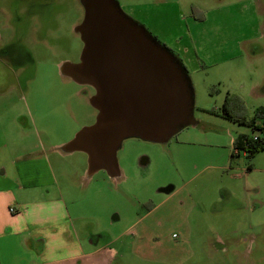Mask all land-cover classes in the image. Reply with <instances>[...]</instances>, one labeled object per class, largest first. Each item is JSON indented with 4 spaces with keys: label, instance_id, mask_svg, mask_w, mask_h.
<instances>
[{
    "label": "rangeland",
    "instance_id": "1",
    "mask_svg": "<svg viewBox=\"0 0 264 264\" xmlns=\"http://www.w3.org/2000/svg\"><path fill=\"white\" fill-rule=\"evenodd\" d=\"M116 2L181 60L197 123L166 143L123 140L119 176L100 170L82 182L78 162L86 155L56 149L96 115L88 103L92 88L58 70L63 61L76 62L82 47L72 27L83 8L70 0L52 12L50 43L33 29L26 36L34 59L27 89L0 93V169L44 175V158L53 170L59 161L49 195L63 199L77 225L99 233L110 264H249L232 243L264 235V150L235 154L237 135L253 130L225 118L221 105L228 93L230 112L247 119L264 106V0ZM218 240L224 252L213 248Z\"/></svg>",
    "mask_w": 264,
    "mask_h": 264
},
{
    "label": "water",
    "instance_id": "2",
    "mask_svg": "<svg viewBox=\"0 0 264 264\" xmlns=\"http://www.w3.org/2000/svg\"><path fill=\"white\" fill-rule=\"evenodd\" d=\"M74 30L82 49L78 61H63L59 73L94 92L88 103L94 121L56 147L86 155V173L119 176L117 150L123 140L166 143L194 125L193 90L178 57L125 14L116 0H79Z\"/></svg>",
    "mask_w": 264,
    "mask_h": 264
},
{
    "label": "crops",
    "instance_id": "3",
    "mask_svg": "<svg viewBox=\"0 0 264 264\" xmlns=\"http://www.w3.org/2000/svg\"><path fill=\"white\" fill-rule=\"evenodd\" d=\"M44 162V175L27 167L0 169V264H22L20 252L23 264H108L111 254L101 253L107 247L95 240L99 233L77 225L63 199L49 195L61 175L60 162L55 161L54 170L45 158ZM78 163L81 181L88 184L87 163ZM41 186L46 195L39 192Z\"/></svg>",
    "mask_w": 264,
    "mask_h": 264
},
{
    "label": "flooded vegetation",
    "instance_id": "4",
    "mask_svg": "<svg viewBox=\"0 0 264 264\" xmlns=\"http://www.w3.org/2000/svg\"><path fill=\"white\" fill-rule=\"evenodd\" d=\"M68 3L70 0H0V93L27 89V83L33 76L34 59L25 43L26 36L29 30L33 29L38 41L46 43L48 40L50 43L52 27L49 22L53 17L52 12L59 6L62 7L61 11L64 10ZM74 27L75 25L72 27L73 32L79 36ZM93 92L92 88V94ZM147 161L145 155L140 157V162ZM232 246L234 253L246 259L249 264L261 263L264 260L263 234L249 238L241 237L233 242ZM213 248L223 252L226 250L220 240L213 242ZM110 262L111 259L108 264Z\"/></svg>",
    "mask_w": 264,
    "mask_h": 264
},
{
    "label": "trees",
    "instance_id": "5",
    "mask_svg": "<svg viewBox=\"0 0 264 264\" xmlns=\"http://www.w3.org/2000/svg\"><path fill=\"white\" fill-rule=\"evenodd\" d=\"M153 37L157 40L155 36ZM165 47L170 50L167 46ZM178 61L180 62L183 70L187 73L186 68L179 58ZM228 96L229 94L227 93L221 105L222 115L229 120L248 126L253 130V133L251 135L239 133L233 141V150L235 151V154H239V151L241 150L247 157H252L257 151L264 150V106H258V108L255 109L254 115L249 119L243 116L238 117L230 112L228 106ZM232 105L234 104H231L230 106ZM232 154H234V152Z\"/></svg>",
    "mask_w": 264,
    "mask_h": 264
},
{
    "label": "built area",
    "instance_id": "6",
    "mask_svg": "<svg viewBox=\"0 0 264 264\" xmlns=\"http://www.w3.org/2000/svg\"><path fill=\"white\" fill-rule=\"evenodd\" d=\"M172 237H176V235L175 234H172Z\"/></svg>",
    "mask_w": 264,
    "mask_h": 264
}]
</instances>
